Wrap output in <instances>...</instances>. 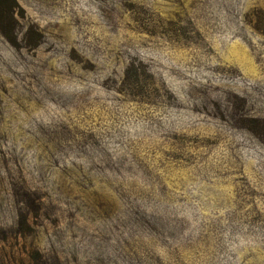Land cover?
Wrapping results in <instances>:
<instances>
[{
  "label": "rangeland",
  "instance_id": "374dc122",
  "mask_svg": "<svg viewBox=\"0 0 264 264\" xmlns=\"http://www.w3.org/2000/svg\"><path fill=\"white\" fill-rule=\"evenodd\" d=\"M0 264H264V0H0Z\"/></svg>",
  "mask_w": 264,
  "mask_h": 264
},
{
  "label": "trees",
  "instance_id": "16d2710c",
  "mask_svg": "<svg viewBox=\"0 0 264 264\" xmlns=\"http://www.w3.org/2000/svg\"><path fill=\"white\" fill-rule=\"evenodd\" d=\"M129 72H131V65H129V66L126 68V78H127V74H129Z\"/></svg>",
  "mask_w": 264,
  "mask_h": 264
}]
</instances>
